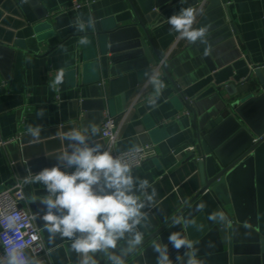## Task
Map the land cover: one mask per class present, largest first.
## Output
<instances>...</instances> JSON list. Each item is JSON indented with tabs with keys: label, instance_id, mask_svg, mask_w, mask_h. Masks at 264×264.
I'll return each mask as SVG.
<instances>
[{
	"label": "crops",
	"instance_id": "0c3cea01",
	"mask_svg": "<svg viewBox=\"0 0 264 264\" xmlns=\"http://www.w3.org/2000/svg\"><path fill=\"white\" fill-rule=\"evenodd\" d=\"M72 2L0 0V43L13 47L12 53L0 52V139L18 135L17 141L0 146V189L16 181L23 183L29 172L35 174L59 164L58 152L70 143L62 141L59 132L72 126L82 129L90 122L98 126L101 111L82 103L92 98L97 82L103 83L104 77L96 69L85 67L88 44H78L81 36L89 39L87 33L93 29L81 33L71 25L77 17L84 21L92 17L98 30L102 25L109 27L128 13L130 4L128 0H89L74 9ZM188 7L196 11L194 28L210 26V54L205 55V44H192L177 35L167 47L170 53L164 66L158 70L166 87L156 106H150L148 99L137 104L118 129L111 147L112 151H123L144 143L153 145V154L133 170L134 176L148 179L156 190L154 204L143 210L149 220L147 227L138 229L142 239L188 200L197 182L192 164L186 160L188 151L184 150L195 140L196 108L192 105L194 112L189 108L176 86L202 109L215 100L217 87L232 80L240 82L255 65L264 66V0H166L150 12V21L141 17L151 35L158 38L173 31L168 17ZM159 59L155 57L147 69L128 74L124 101L116 94L109 106L113 117L119 118L131 104ZM60 69L64 81L53 89L51 81ZM220 91L225 95L223 89ZM147 92L153 94L151 85ZM41 109L42 117L38 116ZM106 115L108 110L104 108ZM29 125L42 127L39 142L30 143L32 137L26 134ZM97 143L106 146L100 131L89 140L90 145ZM60 166L64 171H74ZM23 187L26 199L22 207L32 214V203L41 202L40 196H47V191L38 183H23ZM44 223L37 227L48 249L49 262L80 264L81 257L71 250L70 240L57 236L49 243ZM117 248H127L126 241ZM25 253L31 257L29 250ZM149 260L153 261L154 256L150 255Z\"/></svg>",
	"mask_w": 264,
	"mask_h": 264
},
{
	"label": "water",
	"instance_id": "95a60500",
	"mask_svg": "<svg viewBox=\"0 0 264 264\" xmlns=\"http://www.w3.org/2000/svg\"><path fill=\"white\" fill-rule=\"evenodd\" d=\"M128 1L130 10L120 21L102 25L100 30L95 26L87 33L90 43L85 67L99 71L104 82L98 81L92 98L82 104L101 111L98 127L104 108L112 116L109 106L113 97L119 94L124 101L128 74L147 69L178 35L173 30L154 38L142 20L143 15L150 21V12L166 0ZM3 51L12 53L13 47L0 43ZM166 77L171 80L167 73ZM176 87L189 108H196L194 149L186 157L197 177L196 185L188 200L139 245L126 254L118 248L114 252L123 264H157L153 245L167 244L170 233L181 232L194 248H182L178 253L169 244L172 264H186L188 251H194L199 264H264V66L255 67L240 82L232 80L217 87L215 100L202 109ZM32 204L39 226L43 223L39 215L47 209L41 202ZM218 210L224 212L226 221L208 218ZM178 255L181 261H177ZM94 259L96 264H108L103 254L97 253Z\"/></svg>",
	"mask_w": 264,
	"mask_h": 264
},
{
	"label": "clouds",
	"instance_id": "9594fccd",
	"mask_svg": "<svg viewBox=\"0 0 264 264\" xmlns=\"http://www.w3.org/2000/svg\"><path fill=\"white\" fill-rule=\"evenodd\" d=\"M196 11L192 7L181 8L178 13L168 17L167 23L178 33L179 38L195 44H205V55L210 54L211 45L207 35L210 26L194 28ZM77 32L84 33L95 28V20L89 17L84 21L77 17L72 25ZM87 36H81L78 44L87 45ZM64 81L63 69L58 70L50 86L55 89ZM147 85L153 88L148 98L150 106H156L157 100L166 87L156 73L148 75ZM44 115L41 109L38 116ZM42 127L29 125L26 134L32 137L30 143L40 140ZM99 133L95 123L90 122L82 129L72 126L68 131L58 133L59 138L70 143L62 148L57 155L59 164L44 168L38 173L23 177L24 184H42L47 196L41 203L47 211L42 216L44 227L49 233V243L59 236L71 241V250L80 257V264H96L94 256L103 254L108 264H123L120 256L114 252L121 241H126L127 248H121L126 254L142 242L139 227H147L148 214L143 211L154 204L156 190L148 179L133 175L134 164L125 154L113 155L110 149L97 143L89 144L91 137ZM71 149V151H69ZM133 151L139 152L138 147ZM64 168H74L68 172ZM151 189V191H149ZM203 205L201 210H203ZM213 222H224L223 211H214L208 217ZM20 222V216L11 208L0 210V227L4 232V254L0 255V264H39L25 253L24 245L14 235ZM177 223H194L193 221L177 220ZM178 253L180 249L192 250L194 244L181 232H172L167 244L156 243L153 251L157 254V264H172L168 245ZM186 264H199L194 251H188ZM183 258L177 256V261Z\"/></svg>",
	"mask_w": 264,
	"mask_h": 264
},
{
	"label": "built area",
	"instance_id": "2783aa9c",
	"mask_svg": "<svg viewBox=\"0 0 264 264\" xmlns=\"http://www.w3.org/2000/svg\"><path fill=\"white\" fill-rule=\"evenodd\" d=\"M88 3L89 0H73L72 7L74 9H77ZM167 50L168 49H166V51ZM166 51L160 57L159 62L155 65V68H153L151 72V74H158L161 80H164V78L163 76L159 75L158 70L162 66H164L165 60L167 59L170 53V50H168L167 52ZM257 66L261 65H255L254 68ZM146 81L140 85L139 91L136 94L134 100L125 110H123V112L119 115V118H115L110 115H106L105 117L103 116V119L99 126V130L101 138L105 140V149L111 150V147L113 146L117 138V131L120 126L125 122L131 110L137 104L148 99L151 95L147 92V88L150 85H147ZM188 113V111L185 112V114ZM178 116L179 114L175 115L176 118ZM15 140H18V135L7 139H0V146H4L9 142ZM137 147L140 149L139 152L133 151V149L136 147L123 151H111L113 155L125 154L126 158L133 162V170H135L154 152V148L151 143H144ZM193 149V144H190L184 148V150L188 152L192 151ZM25 199L26 196L24 192L23 183L22 181H16L13 186L0 189V210L11 208L20 216V222L14 235L17 237L18 242L24 245V250H29L31 252V258H33L35 261H38L39 264H51L49 262L48 249L43 243L39 228L34 223L33 215L22 207V202L25 201ZM4 232L5 229L3 227H0V255L4 254Z\"/></svg>",
	"mask_w": 264,
	"mask_h": 264
}]
</instances>
